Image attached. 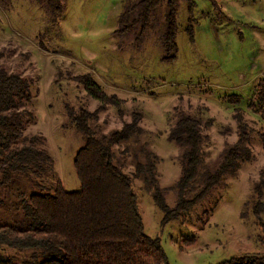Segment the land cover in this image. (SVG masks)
<instances>
[{
    "label": "rangeland",
    "instance_id": "1",
    "mask_svg": "<svg viewBox=\"0 0 264 264\" xmlns=\"http://www.w3.org/2000/svg\"><path fill=\"white\" fill-rule=\"evenodd\" d=\"M194 1V39L187 31L190 1L180 0L179 51L174 61L165 62L161 59L159 33L167 0L159 5L155 26L139 48L132 43L133 35L126 37L120 47L119 37L114 34L128 0H63L64 10L56 21L37 0H0V66L31 78L35 116L25 132L46 137L55 160L51 180L60 179L68 190L80 187L74 157L83 137L70 122L65 104L78 106L84 102L90 108L100 104L68 78L69 72L92 70L109 92L125 98L122 117L115 106L107 105L101 110L105 130L121 126L123 119L131 117L133 108L143 111L146 136L161 157L158 169L162 185L176 182L181 173L179 147L167 137L176 105L190 108L204 119L213 118L205 129L210 163L217 160L225 144L237 138L235 108L245 112L252 126L255 157L185 216L163 224L162 210L142 179L135 178L146 231L161 238L170 264H214L232 255L264 252V231L252 206L242 216L253 182L264 169V147L259 135L264 122L249 108L255 86L264 78V0ZM235 97H239L236 102L231 100ZM125 147L118 146L117 153L124 159L125 169L132 171L134 157L122 152ZM25 178L27 181L20 182L24 186L0 187V224L20 216L13 207L17 205L13 200L20 202L19 193L37 189ZM37 179L49 183L47 177ZM5 198L6 205L1 201ZM166 198L175 204V194L167 193ZM193 236V242L185 243ZM9 255L18 260L27 256L25 251L0 247V258Z\"/></svg>",
    "mask_w": 264,
    "mask_h": 264
},
{
    "label": "trees",
    "instance_id": "2",
    "mask_svg": "<svg viewBox=\"0 0 264 264\" xmlns=\"http://www.w3.org/2000/svg\"><path fill=\"white\" fill-rule=\"evenodd\" d=\"M37 1L45 6L53 21L64 10L63 0ZM189 1L187 31L193 40L195 1ZM179 2L167 0L163 15L159 43L163 49L161 59L165 62L174 61L179 51ZM161 3L162 0H128L114 29L120 47L131 35L134 46L139 48L143 44L149 29L155 26ZM67 76L100 102L95 108L84 102L78 106L65 104L70 122L83 137V144L74 157L80 180V187L75 190L66 189L60 179L51 180L55 175V160L47 148L46 137L25 132L27 123L35 116L31 107L34 104L31 78L0 66V187L24 186L20 182L27 181L25 177L32 181L27 184L37 187L28 194H18L21 204L13 200L17 204L14 209L20 212L18 219L0 224V247L25 251L27 256L21 260L13 255L1 257L0 264H170L161 238L146 231L135 178L142 179L145 189L162 210L163 224L185 216L255 157L252 126L244 117L245 112L235 108L237 138L225 144L217 160L210 163L205 150L208 138L205 129L211 126L213 118L204 119L190 108L176 105L167 137L179 147L177 159L181 173L176 182L162 185L158 169L161 157L146 136L143 111L133 108L131 117L123 119L121 126L105 130L100 121L101 110L112 105L122 117L125 98L109 92L92 70L69 72ZM238 99L231 98L234 102ZM249 108L264 122V78L257 82ZM259 135L264 147V127ZM122 144L126 146L122 152L134 157L132 171L125 169V161L117 153V147ZM38 177H47L49 183L41 182ZM167 193L176 195L175 204L167 201ZM1 201L6 205V198ZM245 204L242 216L252 206L264 231V169L253 182L252 194ZM194 240L193 236L185 243ZM214 264H264V252L232 255Z\"/></svg>",
    "mask_w": 264,
    "mask_h": 264
}]
</instances>
